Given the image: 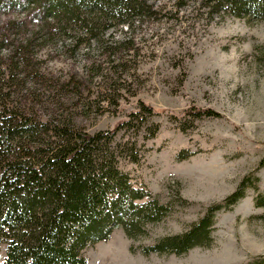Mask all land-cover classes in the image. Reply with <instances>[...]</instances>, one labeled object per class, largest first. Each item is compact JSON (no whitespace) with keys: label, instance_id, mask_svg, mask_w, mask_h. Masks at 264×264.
Segmentation results:
<instances>
[{"label":"rangeland","instance_id":"1","mask_svg":"<svg viewBox=\"0 0 264 264\" xmlns=\"http://www.w3.org/2000/svg\"><path fill=\"white\" fill-rule=\"evenodd\" d=\"M148 2L155 14L110 21L98 39L82 31L41 38L40 12L2 8L0 92L23 115L89 133L116 130V142L140 102L155 109L156 136H137L139 162L120 166L160 200L186 202L137 239L113 229L84 249L87 264H242L264 256V205L255 201L264 196V21L212 14L203 0ZM191 107L215 114L192 119ZM245 177L253 185L216 213L206 245L181 255L141 252L185 231ZM4 255L1 244L0 262Z\"/></svg>","mask_w":264,"mask_h":264},{"label":"trees","instance_id":"2","mask_svg":"<svg viewBox=\"0 0 264 264\" xmlns=\"http://www.w3.org/2000/svg\"><path fill=\"white\" fill-rule=\"evenodd\" d=\"M203 2L212 14L264 21V0ZM4 7L40 12L43 22L36 34L45 39L70 31L98 39L110 21L129 25L155 14L148 0H0V10ZM7 97L0 92V245L5 246L0 264H87L84 249L107 240L113 229L122 227L128 238L137 239L149 224L186 202L160 200L120 166L121 160L139 162L137 136L150 139L158 132L149 120L155 109L148 104L140 102L121 122L126 137L116 142V130L89 133L68 122L26 116L10 108ZM186 114L200 119L215 113L191 107ZM250 180L245 177L232 193L210 204L185 231L141 245V252L181 255L206 245L216 213L232 209L253 185ZM255 201L264 205V196ZM242 264H264V256Z\"/></svg>","mask_w":264,"mask_h":264}]
</instances>
